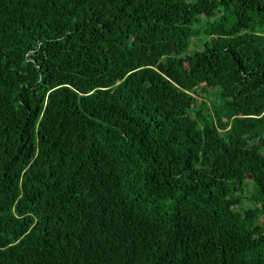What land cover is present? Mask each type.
I'll use <instances>...</instances> for the list:
<instances>
[{
  "label": "trees",
  "instance_id": "1",
  "mask_svg": "<svg viewBox=\"0 0 264 264\" xmlns=\"http://www.w3.org/2000/svg\"><path fill=\"white\" fill-rule=\"evenodd\" d=\"M0 264H264V0H0Z\"/></svg>",
  "mask_w": 264,
  "mask_h": 264
}]
</instances>
